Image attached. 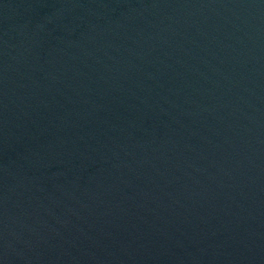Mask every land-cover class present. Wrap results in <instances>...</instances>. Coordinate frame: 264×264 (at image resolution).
I'll use <instances>...</instances> for the list:
<instances>
[{
    "label": "water",
    "instance_id": "95a60500",
    "mask_svg": "<svg viewBox=\"0 0 264 264\" xmlns=\"http://www.w3.org/2000/svg\"><path fill=\"white\" fill-rule=\"evenodd\" d=\"M0 264H264V0H0Z\"/></svg>",
    "mask_w": 264,
    "mask_h": 264
}]
</instances>
